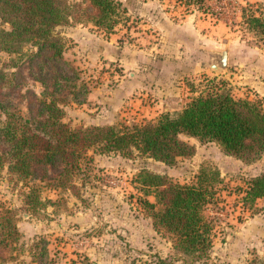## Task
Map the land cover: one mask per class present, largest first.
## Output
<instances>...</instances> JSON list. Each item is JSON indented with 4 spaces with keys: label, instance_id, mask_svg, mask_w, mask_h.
Segmentation results:
<instances>
[{
    "label": "trees",
    "instance_id": "1",
    "mask_svg": "<svg viewBox=\"0 0 264 264\" xmlns=\"http://www.w3.org/2000/svg\"><path fill=\"white\" fill-rule=\"evenodd\" d=\"M206 2L180 0L184 6ZM126 12L119 0H0V54L11 57L0 68V169L7 168L9 176L80 194L78 179L88 177L96 155L144 156L172 166L196 153L183 136L215 143L225 154L248 163L264 155L263 103L237 98L229 83L217 78L190 98L182 112L156 121L88 128L64 121L69 105H88L91 88L66 59L60 29L93 25L112 32ZM242 18L246 30L264 46V17L243 8ZM26 78L38 83L42 92H24ZM218 177V172L204 169L196 184L181 185L149 171L138 176L145 194L138 202L186 264L210 258L224 221L216 196ZM36 191L32 189L27 199H35ZM238 193L243 212L254 216L257 201L264 199V173ZM18 240L14 211L0 203V259ZM46 257L44 253L38 263L46 264Z\"/></svg>",
    "mask_w": 264,
    "mask_h": 264
},
{
    "label": "rangeland",
    "instance_id": "2",
    "mask_svg": "<svg viewBox=\"0 0 264 264\" xmlns=\"http://www.w3.org/2000/svg\"><path fill=\"white\" fill-rule=\"evenodd\" d=\"M119 1L124 7L142 9L127 10L112 32L93 25L60 29L66 41V59L80 70L82 80L91 89L96 83L112 79V71L120 72L118 61L113 63L112 57L102 64L99 61V52L107 51L110 43L120 51L130 45L136 49L141 45L148 50L156 43L154 38L143 40L141 37L147 19L145 10L151 8V11L156 10L154 16H158L159 11H167L172 17L193 14L208 21V30L215 31L214 35L229 34L231 46L224 50L231 51L232 56L242 54V64L230 61L222 74L210 73L206 66L207 73L189 81V98L198 96L208 87L209 80L217 78L227 81L237 98L261 101L264 105V96L244 85L242 75L250 65L264 69V46L246 30L242 18L243 8H251L264 17V0H207L201 7L184 6L180 0ZM10 59L7 53H1L0 68ZM26 79L24 92L28 89L37 94L42 92L38 83ZM20 106L25 114L27 103ZM125 109L103 112L90 105L71 104L64 121L74 128L156 121ZM182 139L193 144L196 153L190 158L178 159L172 166L144 156L96 155L88 177L78 179L76 185L80 194L52 189L40 181H23L9 176L7 168L0 169V203L14 211L19 231V240L10 250L2 251L0 264H39L44 253H47L46 264H186L175 253L170 237L155 229L153 220L138 202L145 198L138 176L149 171L166 176L175 184L193 185L204 169L219 173L216 196L224 221L217 230L210 258L198 264L263 263L264 199L257 201L256 213L251 216V212H243L238 192L251 179L264 173V155L248 163L225 154L215 143L201 144L186 136ZM34 188L36 198L27 199ZM149 200L155 201L152 196Z\"/></svg>",
    "mask_w": 264,
    "mask_h": 264
},
{
    "label": "crops",
    "instance_id": "3",
    "mask_svg": "<svg viewBox=\"0 0 264 264\" xmlns=\"http://www.w3.org/2000/svg\"><path fill=\"white\" fill-rule=\"evenodd\" d=\"M125 7L132 12L142 9ZM151 10H145L147 19L141 36L143 40L149 37L156 40L148 50L142 49L141 45L138 49L130 45L119 53L114 43H110L107 51L99 52L101 64L112 57L113 63L118 61L120 72L112 71V79L108 82L94 84L88 101L91 107L103 112L127 108L126 111L150 120L182 112L190 99L189 81L208 72L205 67L206 61H210L209 53L221 52L231 46L227 32L225 36L214 35L215 31L208 30V21L196 15L172 17L167 11H159L158 16H154L156 10ZM229 53V62L242 64V54L232 56L231 51ZM242 75L244 85H249L263 97L264 69L261 71L250 65ZM232 82L236 84L234 80Z\"/></svg>",
    "mask_w": 264,
    "mask_h": 264
},
{
    "label": "water",
    "instance_id": "4",
    "mask_svg": "<svg viewBox=\"0 0 264 264\" xmlns=\"http://www.w3.org/2000/svg\"><path fill=\"white\" fill-rule=\"evenodd\" d=\"M209 56L211 60L207 66L212 73L222 74L227 71L229 65V51L227 49L221 52H210Z\"/></svg>",
    "mask_w": 264,
    "mask_h": 264
}]
</instances>
